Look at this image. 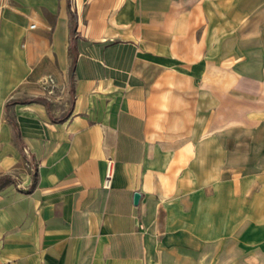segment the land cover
<instances>
[{
    "label": "crops",
    "instance_id": "1",
    "mask_svg": "<svg viewBox=\"0 0 264 264\" xmlns=\"http://www.w3.org/2000/svg\"><path fill=\"white\" fill-rule=\"evenodd\" d=\"M70 2L0 0V264H264V132H227L210 2Z\"/></svg>",
    "mask_w": 264,
    "mask_h": 264
},
{
    "label": "rangeland",
    "instance_id": "2",
    "mask_svg": "<svg viewBox=\"0 0 264 264\" xmlns=\"http://www.w3.org/2000/svg\"><path fill=\"white\" fill-rule=\"evenodd\" d=\"M205 1L210 2L211 20L219 34L211 50V59L216 66L212 83L226 85V92L221 93V97L226 102L227 132H264V125H260L259 129L256 126L258 117L264 114L250 118L252 110H264V0ZM219 67L226 70L225 76L221 74L220 78L217 77ZM35 69L43 70L38 66ZM247 71L249 75L244 73ZM251 72L255 75H250ZM50 75L53 74L44 71L39 80L46 93L49 88L46 81ZM58 88L56 80L55 93ZM236 120L253 122L241 127L235 124Z\"/></svg>",
    "mask_w": 264,
    "mask_h": 264
},
{
    "label": "built area",
    "instance_id": "3",
    "mask_svg": "<svg viewBox=\"0 0 264 264\" xmlns=\"http://www.w3.org/2000/svg\"><path fill=\"white\" fill-rule=\"evenodd\" d=\"M36 24L33 23L32 27H34ZM47 86L49 92H54L55 86H56V80L53 75L48 76L47 78ZM114 160L113 158H109L107 161V169H106V176L104 181V186L107 188H110L113 184V177H114Z\"/></svg>",
    "mask_w": 264,
    "mask_h": 264
},
{
    "label": "water",
    "instance_id": "4",
    "mask_svg": "<svg viewBox=\"0 0 264 264\" xmlns=\"http://www.w3.org/2000/svg\"><path fill=\"white\" fill-rule=\"evenodd\" d=\"M141 195H142L141 192L138 191V190L134 192V202H135V204L139 203Z\"/></svg>",
    "mask_w": 264,
    "mask_h": 264
},
{
    "label": "trees",
    "instance_id": "5",
    "mask_svg": "<svg viewBox=\"0 0 264 264\" xmlns=\"http://www.w3.org/2000/svg\"><path fill=\"white\" fill-rule=\"evenodd\" d=\"M71 2H70V0H69V4H70ZM73 16L75 17V13L73 12ZM59 119H61V118H56V120H59Z\"/></svg>",
    "mask_w": 264,
    "mask_h": 264
}]
</instances>
